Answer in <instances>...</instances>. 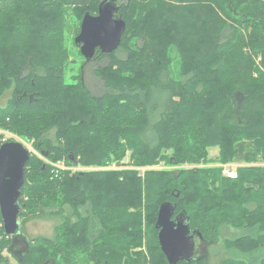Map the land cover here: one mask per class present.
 Wrapping results in <instances>:
<instances>
[{
    "label": "trees",
    "instance_id": "1",
    "mask_svg": "<svg viewBox=\"0 0 264 264\" xmlns=\"http://www.w3.org/2000/svg\"><path fill=\"white\" fill-rule=\"evenodd\" d=\"M104 1L118 0H0V130L35 149L18 218H63L53 239L9 236L0 209V264L15 245L20 264H170L156 227L163 203L204 241L242 231L225 242L244 258L221 264H264V0H120L119 47L85 58L105 61L96 95L82 73L66 79L67 37L80 48L85 14ZM4 137L0 146L15 140ZM213 160L253 165L236 178L139 169Z\"/></svg>",
    "mask_w": 264,
    "mask_h": 264
},
{
    "label": "water",
    "instance_id": "2",
    "mask_svg": "<svg viewBox=\"0 0 264 264\" xmlns=\"http://www.w3.org/2000/svg\"><path fill=\"white\" fill-rule=\"evenodd\" d=\"M118 10L112 2L104 1L97 15L85 14L76 42L86 59L92 58L97 49L111 52L119 47L125 23L115 16ZM30 159L31 151L22 141H5L0 146V209L9 236L21 230L19 199ZM175 212V206L163 203L156 222L159 243L170 264L191 261L195 248L196 231L180 215L175 216Z\"/></svg>",
    "mask_w": 264,
    "mask_h": 264
},
{
    "label": "rangeland",
    "instance_id": "3",
    "mask_svg": "<svg viewBox=\"0 0 264 264\" xmlns=\"http://www.w3.org/2000/svg\"><path fill=\"white\" fill-rule=\"evenodd\" d=\"M81 26V25H80ZM67 45L70 49L71 53V59H73V62L69 64V70L67 72L66 79L68 81L75 80L74 77L77 76L79 73H82V76L84 77V81L86 85L91 89V91L96 94H102L106 87L104 85V82L102 79L98 78L94 74V69L98 65L104 64L105 61H89V63L86 61L84 55L80 54V48L79 46L75 45V39L72 37H67ZM178 68V62H175L174 65H172V70L174 73H176ZM8 95H6L1 102L4 103L6 101ZM0 132L4 133V138H14L15 140H19L24 142L25 146L32 152H35V149L33 147L32 142H28L21 137L14 135L8 131H2ZM219 153V147H213L209 150V157L213 158L217 156ZM129 161V157L126 158V162ZM257 164V163H256ZM262 164V163H261ZM56 166H59L60 168H66V165L64 162H57L55 164ZM227 165H233L235 168V171L238 172V167L241 166H251L253 163H223L219 160H213L212 162H201V163H187L182 165H165L164 163H161L159 165L153 166V167H140L139 169L144 172L146 169H178V168H200V167H220L222 168V174L227 176L224 172L225 167ZM108 169H119V168H134L129 165H119L118 163H113L110 166H106ZM73 170H88L89 167L85 166H73ZM69 212H66L65 215H68ZM76 218L75 216L73 217ZM63 221L62 216L56 215V214H50L45 213L41 214L35 218H30L27 220L21 221V230L27 238H36L39 236L47 237V238H55L56 237V227ZM4 225V224H3ZM242 231L235 230L232 227L224 226L221 229V233L219 234L218 238H208L206 241H202L200 238H197L196 240V247H199V249L196 250L194 257L202 258L204 261L202 264H221L223 260L228 258H235V259H241L244 258L243 255H241L237 250L230 249L226 245V238L229 239H235L241 235ZM24 247H21V245L15 246L14 251L10 252L9 250L5 251V256L7 258V263L5 264H20L19 258L22 254V250ZM6 262V261H5Z\"/></svg>",
    "mask_w": 264,
    "mask_h": 264
},
{
    "label": "built area",
    "instance_id": "4",
    "mask_svg": "<svg viewBox=\"0 0 264 264\" xmlns=\"http://www.w3.org/2000/svg\"><path fill=\"white\" fill-rule=\"evenodd\" d=\"M225 174L230 178H236L238 176V172L235 171L233 165H227L224 170Z\"/></svg>",
    "mask_w": 264,
    "mask_h": 264
},
{
    "label": "flooded vegetation",
    "instance_id": "5",
    "mask_svg": "<svg viewBox=\"0 0 264 264\" xmlns=\"http://www.w3.org/2000/svg\"><path fill=\"white\" fill-rule=\"evenodd\" d=\"M107 2H108V1H107ZM110 2H112V4L114 5L115 8L119 7L120 0H118L117 2H116V1H110ZM98 13H99V12H98ZM115 16H117V13L115 14ZM197 238H200V239L203 241V239L201 238V236L199 237V235H197V233H196V234H195V248H194V254H195L196 250L199 249V247H196V240H197ZM15 246H17V245H15ZM194 254H193V259L195 258V257H194Z\"/></svg>",
    "mask_w": 264,
    "mask_h": 264
},
{
    "label": "bare ground",
    "instance_id": "6",
    "mask_svg": "<svg viewBox=\"0 0 264 264\" xmlns=\"http://www.w3.org/2000/svg\"><path fill=\"white\" fill-rule=\"evenodd\" d=\"M3 224V223H2Z\"/></svg>",
    "mask_w": 264,
    "mask_h": 264
},
{
    "label": "crops",
    "instance_id": "7",
    "mask_svg": "<svg viewBox=\"0 0 264 264\" xmlns=\"http://www.w3.org/2000/svg\"><path fill=\"white\" fill-rule=\"evenodd\" d=\"M27 236V235H26Z\"/></svg>",
    "mask_w": 264,
    "mask_h": 264
}]
</instances>
